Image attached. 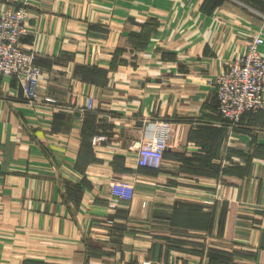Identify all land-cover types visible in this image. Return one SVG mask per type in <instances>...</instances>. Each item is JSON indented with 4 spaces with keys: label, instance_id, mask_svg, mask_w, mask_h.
Masks as SVG:
<instances>
[{
    "label": "crops",
    "instance_id": "crops-1",
    "mask_svg": "<svg viewBox=\"0 0 264 264\" xmlns=\"http://www.w3.org/2000/svg\"><path fill=\"white\" fill-rule=\"evenodd\" d=\"M25 2L43 73L31 101L0 75V264H264V108L235 126L212 83L254 34L264 52V0H0V12ZM162 120L160 165H140ZM123 177L132 197L112 190Z\"/></svg>",
    "mask_w": 264,
    "mask_h": 264
},
{
    "label": "built area",
    "instance_id": "built-area-1",
    "mask_svg": "<svg viewBox=\"0 0 264 264\" xmlns=\"http://www.w3.org/2000/svg\"><path fill=\"white\" fill-rule=\"evenodd\" d=\"M29 17L28 2L0 12V75L17 78L26 98L31 101L38 97L43 69L37 62V52L27 49L23 41L32 32ZM261 34H254L246 51L212 79L218 97V111L235 126L245 112L264 108V52L259 48ZM94 106L95 99L91 96L87 108L93 109ZM170 130L171 122L162 120L160 130L154 136L139 142L140 165H160L169 146ZM105 138L99 135L95 141ZM111 187L117 196L129 198L135 194V183L130 178L113 179ZM143 264L151 262L146 260Z\"/></svg>",
    "mask_w": 264,
    "mask_h": 264
}]
</instances>
